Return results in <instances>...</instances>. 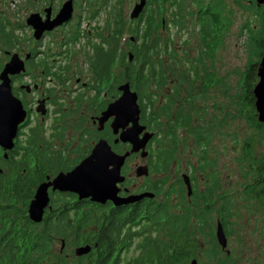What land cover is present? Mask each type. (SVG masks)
<instances>
[{"label":"trees","instance_id":"trees-1","mask_svg":"<svg viewBox=\"0 0 264 264\" xmlns=\"http://www.w3.org/2000/svg\"><path fill=\"white\" fill-rule=\"evenodd\" d=\"M161 1L169 6L167 20L163 17L168 27L164 39L159 34L162 28L159 29L157 24L159 20L156 19L155 10L151 7L155 0H147L145 8L138 17L135 20H130L131 24L127 25L128 31L134 33L133 40L127 37L125 43L128 44V50L125 51L124 47L120 53V60L124 62L122 63V72L119 74H122L123 78L119 74L114 78L115 84L118 83L119 85L121 82L128 81L131 88L137 91L140 123L145 124L148 129L156 130L154 137L149 142V144L154 143L155 145L149 148L147 164L150 173L163 176H160L151 185V192L155 194L154 197L147 199L148 201L144 200L141 203L133 204L129 210L122 205L97 204L95 206L84 199H76L72 203V209H75L72 219L65 224L60 217L57 220H48L46 215H44L42 222L34 223L28 217L26 207L33 196L35 185L31 182V178L27 173L20 177L21 166L25 164L26 160L22 157L16 158L14 164L5 165L4 170L0 172V264H190L191 259L196 258L198 263L200 257L204 258V256L208 258L209 264H230L228 261L231 260L226 259L229 255L217 257L220 250L211 249L202 253L198 250V244L195 242L202 233H206L203 231L204 225L210 224V220L206 222L205 219L206 217L209 218L212 211H215L219 218H222L220 222L223 230L227 231L229 229L231 222H229L228 216L230 215L229 208L231 206L230 198L226 197L227 195L225 197L222 194L212 196L210 192L212 188L207 187L205 192L198 195L202 198L201 201L195 204V208L202 209V213L194 216H192L190 209L192 204L187 203V195L186 192L184 193L186 188L183 183L175 182V184L167 185L164 196L161 197L162 199H156L158 189L169 181L166 173L175 154V130L181 125H186L182 117L170 114V109L175 100L169 96L177 95V85L183 81L181 76L177 78L178 82L172 89V93L165 96L166 100L163 104L158 103V91L164 86L167 76V70L164 67L165 60H163L165 58H163L161 50L166 54V58H176V51L172 46L173 33L171 27L175 28V32H181L185 29V22H187V24L192 23L196 26L198 39L201 43L199 46L204 48L206 52L209 47H212L209 41L221 26L220 13L224 8L223 0H218L212 6L211 3L214 0L203 4L200 0H193L198 9L195 14L184 11L185 0ZM252 2L254 3L253 0ZM254 11L256 14L260 11L262 24L258 36L254 37L257 58L254 61L249 60L242 75L241 88L244 99L242 106H245L244 111H248L249 107L254 119V128L259 135L264 137V123L256 119L257 113L252 93V87L257 81V64L264 46V8L257 6ZM188 16L190 18L187 21L186 17ZM4 21L6 23L1 22L2 28L8 25L6 17ZM162 25L163 20H160V26ZM123 26L124 24H120V27L117 25L115 27L114 32L117 39H115L112 49L107 46L104 48L102 44L108 45L109 43L102 39L103 43L100 42L94 45L93 52L88 57L92 87L95 90H99L102 82L108 79L111 64L116 59L117 40L123 32ZM2 30L5 33L8 32ZM7 36L11 37V34ZM201 53L202 50L200 49L198 56L194 59V64H192L194 70L195 62L200 59ZM130 55L131 60H129ZM198 63L201 62L196 64ZM114 93L113 97L120 94L117 89ZM190 99L192 97L187 95L186 101ZM107 102H101L100 106H105ZM162 116L166 118L167 123L165 126H162ZM104 127L102 131H98L97 127L95 130L87 131V136L92 137V139H95L96 136H102L111 143L113 135L110 128L107 125ZM164 127H166V130H164ZM31 129L30 133L33 140L29 141L22 151L24 152L23 157L26 156L25 159L29 157L25 153L39 150V147L37 148L38 129L36 127ZM85 132H82V141H85L83 136ZM257 133H254V135H257ZM206 134L198 132L195 135V139L203 152L199 165L201 169H204V148L207 139L211 137V135L207 137ZM36 139L37 141H35ZM52 141L51 139L49 145L46 146L51 152L54 150ZM165 141L170 143V147L166 146ZM46 144L43 142L44 146ZM245 144H248V142ZM245 144L243 150H246V152L243 154L244 158L241 161L244 163V159H247L246 165L254 169L253 174L256 176L253 182L254 193L259 198L264 194V154L259 159L256 158L255 154L254 156L250 154L249 149L247 150L248 146H245ZM122 147L127 149L129 145L112 144V148L118 152ZM90 148L91 146L87 151ZM83 149L78 151L83 153ZM40 151L42 150L40 149ZM133 155L131 154L129 158ZM249 157L253 158L254 164L251 163L252 159L248 160ZM73 163L71 162L66 167H71ZM124 168L126 170V166ZM247 173L248 175L249 173L252 174L251 171H247ZM253 174L251 175L252 179ZM206 177L212 184L215 183L213 173ZM193 189L196 193L195 183H193ZM250 191H252V187ZM71 197V194L65 193L61 198L66 211L71 208ZM194 197H196V194L191 196L192 199ZM211 199H215V201L216 199L222 200V203H218L217 207L214 208V202ZM15 200H19L21 203H15ZM79 204L82 209L81 216L79 219H75ZM64 214L69 216V213L64 211L60 215ZM139 215H143V217L136 221ZM193 217H197L196 229L193 228ZM130 223L134 225V228L129 227ZM211 226L212 224H210V228ZM136 239H138L137 242H135ZM57 240L64 241L65 246L61 251L56 250L54 247ZM134 242L137 250H133L135 253L126 257L125 254L130 251L129 246ZM86 243L91 245V250L87 254L74 256L73 248ZM68 252L72 254L70 257L66 256L69 254Z\"/></svg>","mask_w":264,"mask_h":264},{"label":"rangeland","instance_id":"rangeland-1","mask_svg":"<svg viewBox=\"0 0 264 264\" xmlns=\"http://www.w3.org/2000/svg\"><path fill=\"white\" fill-rule=\"evenodd\" d=\"M38 1L40 2L41 0H0V41L3 37L2 29L7 30V25L5 28L1 26V22H5V17L8 23H12V25L9 23L7 30L9 35L12 33L15 36H19L23 39V42L30 40L29 37L32 34V30L30 27L22 25L20 20L23 16L27 17L30 13L35 12L34 9L37 7L38 4L36 2ZM65 1L54 0L55 5L62 4ZM76 1L77 3L71 16V25L63 30L64 33L57 31L51 34L49 38H43L42 44L47 48L49 46V53H51L52 49L55 50L57 48V51L61 52L63 48H60L59 44H57L61 35L65 36L66 41L68 36L71 38V40L68 38L69 44L64 47V53L61 57L55 55L50 59L53 60L54 57L58 64L68 65L69 68L71 66L70 73L69 69L67 70V81L63 85L65 90L57 93L61 105L53 106L51 114L59 110L62 113H66L69 109H72V112L65 116L66 120L61 117L59 121L61 128L53 137V142L56 144V149L59 150L65 141L71 140L70 143L76 141L73 147L84 148L83 152L86 154L88 148L93 145V141L97 140L98 136L92 139V137L87 136L88 132L86 131L83 135L85 141H82L80 137L83 131H78V129L86 128L84 119L88 114L89 106L91 105L90 101H93V104H101V102L112 99V96L115 94L114 92L117 89L118 83L115 84L114 78L122 72V63L124 62L120 60V53L124 47L125 51L128 50V44L127 42L125 43V40L127 37L134 35L133 32L130 33L128 31L127 25L131 24L129 14L135 1ZM200 1L203 4L211 0ZM217 1H212L211 6ZM253 1L254 3L252 0L222 1L224 8L220 13L221 26L219 31L215 32L213 38L209 41L212 47H209L206 52L204 48H200L199 46L201 43L198 39L195 25L185 22L186 27L181 32H175V28L171 27V32L173 33L172 46L175 48L176 58H166V54L161 50L163 58H165L163 60H165L164 67L167 70V76L164 86L158 91L157 100L160 105L163 104L164 100H166L165 96H169L174 86L177 85V78L179 76L183 78V81L177 85V95L169 96L175 100L170 109V114L182 117L187 124V126L181 125L175 130L177 154L175 153L173 156L171 166L166 173L170 181L174 182V184L175 182L179 184L183 183L182 173H190L195 180L197 192L203 191L206 185L207 187L209 186V180L206 178L208 176V167L206 166L205 169L199 168L202 151L194 139L197 132L210 133L211 138L207 146L208 153L206 158L214 162L213 170L218 172L215 176L216 183L214 187H211L212 191L214 190L212 195L218 196L221 193L227 192L228 196L234 200L231 210L233 211L236 208V212L231 213V217L234 216L230 221L231 224L228 229L231 236L230 245L232 247L236 245L237 237L240 241L245 240L247 242V238L253 236L254 233V248L260 249L264 248V227H262L264 226V194L257 198L255 193L253 194L249 190L253 182L251 175L254 173V169L246 165L247 159H244V163L241 161L244 158L243 154L246 150H240L241 143L243 145L244 142H248L245 146H248L247 150L249 149L250 154L253 156L255 154L258 159L264 154V137L259 135L254 128V119L252 118L251 111H249V107L248 111H244L245 106H242L244 101L242 97L243 90L241 88L242 75L249 60L254 61L257 58L254 37L258 36L262 24L260 11L257 14L255 13L254 10L257 5L255 0ZM184 3V11H190L192 14H195L198 10L193 0H185ZM151 7L155 10L156 19L159 20L157 23L159 29L160 27L162 28L159 34L164 39L168 29L165 19L167 20L169 16V6L161 0H155V3ZM190 16L186 17L187 21ZM160 20H163L162 26H160ZM17 21L18 23L16 24ZM22 22L25 23V20ZM120 24H124V26L123 32L117 40L118 50L116 51V59L111 64L108 79L102 82L99 90H95L92 87L88 57L93 52V46L102 42V39L109 43L107 45L102 42V46L112 49L113 43L117 39L114 30L116 25L120 27ZM66 32H69V34H66ZM200 49L202 53L200 59L195 62L194 70L192 64H194V59L198 56ZM197 62L201 63L196 64ZM193 71L198 72V79L191 84V79L194 77ZM204 72L210 75L209 77H205L206 86L203 90L201 86L202 81L200 80H203L201 76ZM76 76H79L83 81H87L88 87L82 88L80 82L76 84ZM120 77L123 78V75L121 74ZM187 95L192 97V99L186 101ZM161 100L162 102H160ZM65 107L67 111L64 110ZM75 107H77L76 110H74ZM69 115L71 116L69 117ZM76 116H80V122L78 123L76 122ZM58 117L60 115L56 118ZM30 120H34L32 124L38 125L39 129L42 128L44 134L48 135V124L45 127V122H40L42 121L40 118ZM165 124L166 120L163 121L162 126H165ZM86 130H95V128L89 124ZM164 130H166V127H164ZM53 131L55 133V130ZM254 133H257V135H254ZM77 135L79 136L78 139ZM154 145V143L148 144L147 149L152 148ZM166 146L170 147V143L166 142ZM249 159L253 160L252 157H249ZM146 161L147 158L142 159L138 155L128 158L126 167L129 176L132 178L135 167L139 163L141 164ZM251 163L254 164V160ZM247 171H251L252 174L250 175L249 173L248 175ZM150 176L149 180L152 181L163 175L151 174ZM145 178L140 177L134 180L136 184H141L145 181ZM253 178H256L254 174ZM245 184L250 185L244 187ZM215 207L216 204L214 205ZM216 216V213L212 211V214L209 216V223L212 224L211 228L210 224L207 223L209 227L204 229L206 233H202L200 238L195 241L198 244V250L202 253L205 250L220 247L214 233ZM211 219H213L212 222ZM54 244L55 249L58 250L60 241L57 240ZM63 246L64 244L62 248ZM74 249L75 247L73 248V255L76 256ZM68 253L66 256L70 257L72 254ZM134 253L135 251L130 250L125 256L129 257ZM235 254L236 250H230V255L226 258L231 260L228 261L230 264H232ZM225 255V251L220 250L217 257ZM204 262L209 264L208 258L205 256L204 258L200 257L198 264ZM254 264H264V250H254Z\"/></svg>","mask_w":264,"mask_h":264},{"label":"flooded vegetation","instance_id":"flooded-vegetation-1","mask_svg":"<svg viewBox=\"0 0 264 264\" xmlns=\"http://www.w3.org/2000/svg\"><path fill=\"white\" fill-rule=\"evenodd\" d=\"M76 3H77V1L73 0V7H74L73 9H75ZM36 4H38V5L34 9L35 12H32V13H38L39 18L42 21L46 20L47 18L52 19L56 15V13L58 12L59 8L62 5L60 3L58 5H55L54 0H41L40 2L39 1L36 2ZM27 17L23 16L20 21H21L22 25H25L26 27L28 26L32 30V34L29 37L30 40L28 42H23V39H21L19 36H15L12 33H11V37H9V36H7L8 32L2 33L3 37L1 38V41H0V44H1L0 45V73L3 70L5 64L11 59V57L14 53H16L18 55L19 59H21L23 61L24 70L17 72V73L9 74V80H10V87H11V91H12L13 95L16 96L18 99H20L24 109L26 110V117H25L24 121L18 125V130H17L16 136L13 139L14 144H13L12 148L4 151L2 146H0V167L3 171L5 165H12V164H14L16 158L22 157L24 160H26V162L24 165H22V166L20 165L21 169H22L20 171V177H22V175H24L25 173H27L30 176L31 182L35 185V187H34V193H35V190L40 183L47 181L48 179H51L59 171L70 170L81 159H83L85 156H87L89 154L91 148L89 149V151H87L86 154H84V152L82 153V151H78L79 150L78 147H73V144H75L76 141H74V143H70L71 140L65 141L63 143V146L61 147V150L56 149V144L53 141H52V143H53V147L55 148V150H53V152H51L49 149L46 148V146L49 145L50 140L51 139L54 140L53 137L56 135V133L61 128V123L59 122L61 117H62V119L66 120L65 116L72 112V109H69L67 111V108L65 107L64 110L67 111L66 113H62V111L59 110L58 112L51 114V108L53 106L61 105V102H59V100H58L59 96L57 93L60 92L61 90H65L63 85L65 84V81H67V76H68L67 70L69 69V73H70L71 66L69 68L68 65L66 66V65L58 64L56 62V60L54 59V57H53V60H50L51 57L55 56V55L61 57V55L64 53V47L69 44L68 38L70 40H71V38L68 36V38H66L67 39V41H66L65 36L62 34L60 37V40L57 44H59V47L63 48V50L61 52H58L57 51L58 48L55 50L52 49L51 53H49V46L47 48V47H44V44H42V42L44 41L42 39L45 37L49 38L51 34L56 33L57 31L58 32L62 31L60 33H64L63 30H65L67 28V26L71 25L72 18L70 21L62 23L61 25H58L51 30H44L39 35V37H35L33 27L26 23ZM23 20H25V23L22 22ZM4 23H6V21ZM9 23L7 25V28H6L7 30L9 27ZM17 23H18V21L16 22V24ZM10 24L12 25V23H10ZM13 25H14V23H13ZM7 30H5V31H7ZM66 34H69V32H66ZM86 34H87V32H86ZM84 35H85V33H84ZM11 42H12V44H11ZM9 48H11V49H9ZM50 61H52V62H50ZM193 73H194V77L191 79V84L196 79H198V72L193 71ZM209 75L210 74H206L204 72L203 75L201 76V78H203V80H200V81H202L201 86H202L203 90L205 89V86H206L205 77H209ZM80 80H81L80 77L76 76V78H75L76 84H79V82H80L82 85V88H87L88 87L87 81H83V80L80 81ZM0 83H1V79H0ZM114 98L115 97L112 96V99L108 100V102L113 100ZM160 102H162V100ZM89 103L91 105L89 106L88 114L86 115V117L84 119V123H86V125H85L86 128L78 129V131H88L86 129L88 128L89 124L96 129L97 122L95 119L100 114V112L106 107V105L101 107L100 103L99 104L98 103L93 104V101L92 102L90 101ZM38 104L39 105L41 104L44 106V108H45L44 113H41V112L36 110V107L38 106ZM76 109H77V107H75L74 110H76ZM59 115H60V117L56 118ZM71 115H69V117ZM33 118H35V119L40 118V120H42L40 122H43V121L45 122V127L48 124L49 133L47 136L44 134V131L42 128H40L41 129L40 130L38 125H36L35 123L32 124V122L34 120H30V119H33ZM76 119H77V121H76L77 123L80 122L79 121L80 116H76ZM161 119L163 121L166 120V118L164 116H162ZM108 124H109V121L105 123V126L107 125L109 127ZM186 126H187V124H186ZM35 127L38 129L37 148L39 147V150L29 152V153H25V154H27V156H29L27 159H25L26 156L23 157L24 152H22L23 147L27 146L28 142L33 140L30 132L32 130L31 128H35ZM146 129L153 131L154 135H155L156 130H151V129H148L147 127H146ZM53 130H55V133H53L54 132ZM110 131H111V128H110ZM111 133H112V131H111ZM81 134H82V132H81ZM201 134H206V132H201ZM112 135H113V139H112V142L110 143L111 146H112V144L122 143L120 141L117 143H114L113 140L117 135H114L113 133H112ZM154 135H153V137H154ZM210 135H211L210 133L206 134L207 137ZM99 137L100 136H98V138ZM157 137H158V135H157ZM78 138H79V136L77 135V139ZM210 138L207 139V143H206L205 148H204L203 164H204V169L206 166L208 167V175L210 173H213L216 176V173H218V172L216 170L215 171L213 170L214 162L210 161L206 158V155L208 153V151H207L208 147L207 146L209 145ZM37 139L35 141H37ZM80 140H81V137H80ZM194 140L197 143L196 139H194ZM95 141H97V140H95ZM95 141H93V142H95ZM150 141H148L147 145L149 144ZM43 142H45V144L46 143L47 144L44 146ZM122 144L129 145V148H130L129 143H122ZM244 144H245V142L243 143V145L241 143L240 150L241 149L243 150ZM176 146H177V141L175 139L174 149H175V153L177 154ZM198 146H200V145L198 144ZM91 147H92V145H91ZM129 148L125 149L124 147H122L120 149L119 153H122V152L128 150ZM40 149L42 151H40ZM116 152H118V151H116ZM148 152H149V149H148ZM4 153H5V155H4ZM30 154H32V155L30 156ZM133 154L132 155L134 157L136 155L139 156V153H133ZM202 154H203V152H201L200 157L202 156ZM72 155H73V157H71ZM128 158L129 157L126 158L123 166L121 167V174L124 175L125 179L122 183L118 184L120 187V190L118 191V195L127 196L129 194H138V193H142L145 191L151 192L152 191L151 185H153V183L160 177L150 181L149 180L151 177L150 175L151 174L153 175L154 173L149 172L148 175H146V176H144V175L137 176V175H135V170H134V176L131 178L129 176V174L127 173V167H126V170L124 168V166H126ZM71 162H74V163L71 165V167L69 166L67 168L66 166L70 165ZM148 168H149V166H148ZM156 175H158V174H156ZM188 176H189V180H190V184H191V194L187 195V189H186L187 203L189 202L192 204L190 206V209L192 211V216H194V215H198V214L202 213V211H201L202 209L199 210V209L195 208L196 207L195 204H198L201 201L202 198L198 197V195L205 192L207 185L203 191H200V192L196 191V193H195L194 189H193V183H195V180L190 173L188 174ZM140 177L143 179H144V177H146L145 181L141 184H136L134 179L137 180ZM168 180L169 181L167 183L163 184L162 188L158 189V196L156 197V199L161 200L162 199L161 197L164 196V191H165L167 185L174 183V182L170 181V178H168ZM125 182H127V183H125ZM182 182H183V185L185 186L183 179H182ZM253 182H254V178H253ZM253 182L251 183V187H252V192L254 194V183ZM209 183L210 184L208 187H214V185L216 183V177H215V183L214 184H212L210 180H209ZM247 185L248 184H245L244 187H246ZM185 188H186V186H185ZM213 191H210V192L213 193ZM210 192H209V195H210ZM34 193H33V196H34ZM65 193H69L72 196L71 200H70L71 208L68 211H66V207L64 205V202L61 200L63 194H65ZM151 193H153V192H151ZM193 194H196V197H194L192 199L191 196ZM221 194L224 195V197L227 195L226 197L230 198V196H228L227 192L221 193ZM48 195H49V201H48L47 206L44 208L43 217H44V215H46L48 220H57L60 217L64 224L68 220L72 219L73 212L75 211V209H72V206H73L72 203L74 201H76V199H79L78 195L76 193H72V192H68V191H59L57 189L52 190L51 187L48 188ZM154 195L155 194L153 193V196H151V197L145 196L141 199L135 200L133 202L127 203V204L122 205V206L127 207V209L129 210L133 204L141 203L144 200L148 201L147 199L153 198ZM33 196H32V198H33ZM189 198L191 199V201ZM81 199H84L85 201L91 202L95 206H97V204L113 205V203L111 201H106L105 203H98V202L91 201L89 198H81ZM30 200L28 201V204H29ZM211 200H213L214 205L216 204V207H217L218 203H222V200H217V199H216V201H215V199H211ZM14 202L15 203H21V201H19V200H15ZM28 204L26 207V213L29 217ZM56 204H58L59 206H57ZM232 205H234V200L230 198V206H232ZM62 211L68 212L69 216L66 214L60 215ZM76 211H77V215H76L75 219H79L81 216V212H82L80 204L78 205V208L76 209ZM213 212H215V211H213ZM233 212L234 213L236 212V208L232 211L231 207H230L229 208L230 215L228 216L229 222L232 220V218L234 216L233 215L231 217V213H233ZM141 217H143V215H139L136 221H139V218H141ZM196 218L197 217H195V218L193 217L194 221L192 222L194 229L197 228L196 227L197 226V224H196L197 219ZM221 219L222 218H219V216L217 215L216 219H215L216 223H217V221L220 222ZM42 220H43V218H42ZM42 220L40 222H42ZM209 220H210V217L209 218L206 217L205 221L208 222ZM211 220H213V219H211ZM140 223H142V222H140ZM129 227L134 228V225L130 223ZM207 227H208L207 224L204 225V229ZM262 227H264V226H262ZM204 229H203V231H204ZM215 230H216V227H215ZM195 231H197V230H195ZM224 233H225V236L227 239V245L224 248H222L220 246V247H216L212 250H224L226 255H230V250H236V254L233 256V262H232L233 264H254V250H264V248H260V249L254 248V233H253V236H251L250 238H247V242L245 240L240 241V239L237 237L236 238V245L234 247H232L230 245L231 236H230L228 230L224 231ZM137 241H138V239L135 240V242H137ZM135 242L129 246V250H137L135 248ZM63 244H64L63 240H60V246L58 247V250H63V248H62ZM64 246H65V244H64ZM248 253H250V254H248Z\"/></svg>","mask_w":264,"mask_h":264},{"label":"water","instance_id":"water-1","mask_svg":"<svg viewBox=\"0 0 264 264\" xmlns=\"http://www.w3.org/2000/svg\"><path fill=\"white\" fill-rule=\"evenodd\" d=\"M257 6L264 8V0H255ZM146 0L135 2L129 17L135 19L143 10ZM73 12V0H66L62 3L56 15L42 21L38 13H31L26 23L34 29L35 37L44 30H51L71 19ZM133 39V37H130ZM132 57L130 55L129 60ZM24 70V64L18 55L14 53L11 59L5 64L0 73V146L4 151L12 148L13 139L16 136L18 125L26 117V110L22 102L13 95L10 87L9 74ZM257 81L252 87L254 107L257 113V121L264 123V46L261 57L257 64ZM120 94L109 101L106 107L96 117L97 130L102 131L105 123L109 121V127L114 135H117L113 142L129 143L130 148L122 153L116 152L110 142L100 136L94 142L87 156L81 159L68 171H59L54 177L40 183L28 204V214L32 221L40 222L43 218L44 208L49 201L48 188L52 190L68 191L76 193L78 198H89L91 201L105 203L111 201L115 206L125 205L145 196H153V193L145 191L127 196L118 195L119 183L125 179L121 174L127 157L133 153H139L140 158L148 156L146 145L154 135L153 131L147 130L146 126L140 123V106L138 93L132 89L130 83L125 81L117 86ZM36 110L44 113L43 105L36 107ZM5 155V153H4ZM0 172L2 169L0 167ZM149 173L147 163H141L135 167V175L146 176ZM183 181L187 188V194H191V184L188 174H182ZM215 237L218 244L224 248L227 239L219 221L216 223ZM91 250L90 244L75 247L74 254L81 256ZM190 264H197L196 258L190 260Z\"/></svg>","mask_w":264,"mask_h":264}]
</instances>
